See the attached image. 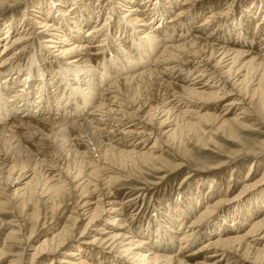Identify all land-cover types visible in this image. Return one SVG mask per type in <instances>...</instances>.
<instances>
[{
  "label": "bare ground",
  "instance_id": "bare-ground-1",
  "mask_svg": "<svg viewBox=\"0 0 264 264\" xmlns=\"http://www.w3.org/2000/svg\"><path fill=\"white\" fill-rule=\"evenodd\" d=\"M70 1L65 9L60 0L50 2L64 19L26 22L29 12L43 7L36 5L25 10L19 22L5 27L0 49V193L7 190L8 200L22 204L24 215L11 220L14 229L0 245V262L15 256L11 242L33 241V230L26 232L31 206L35 207L31 219L40 223L42 209L59 210L74 191L85 190L94 197L79 202L77 214L71 215L74 227L80 216L89 219L80 233L82 242L75 244L74 227L58 226L36 246L32 264L69 245L79 249L66 251L61 264H235L231 255L247 264H264V193L250 198L248 213L243 211L247 205L234 206L229 219L221 205L239 201L241 195L225 203L212 184L209 195L179 197L178 205L167 201L146 225L133 227L126 224L118 202L98 190H112L122 180V167L158 160L157 148L183 142L190 132L206 147L213 138L200 134L230 131L240 117L226 116L236 106L247 105V99L261 101L264 107V13L249 39L245 22L257 17L254 0L243 7L244 14L235 23L232 11L221 41L211 29L214 10L192 31L182 32L180 26L189 29L200 15L185 21L184 11L192 0H108L104 23L98 21L104 11L100 4ZM132 2L137 4L130 6ZM121 10L127 11L122 16L127 20L111 19ZM36 28H44L38 32L46 35L40 36L35 57L27 39ZM257 31L262 32L258 38ZM232 33L234 40L229 38ZM24 51L32 56L27 68L18 61ZM190 63L191 67L185 65ZM177 69L179 78L174 74ZM185 70L190 76L183 80ZM225 96L231 97L222 114L213 113ZM154 126L160 131L148 147L146 139L154 136ZM22 128L41 136L44 146L37 151L27 148L15 134ZM145 135L148 138L143 139ZM262 184L264 176L245 188L249 192ZM0 206L6 207L1 200ZM91 232L92 238L85 241ZM101 246L110 248L109 257L96 255ZM19 261L11 259L8 264Z\"/></svg>",
  "mask_w": 264,
  "mask_h": 264
},
{
  "label": "rangeland",
  "instance_id": "rangeland-1",
  "mask_svg": "<svg viewBox=\"0 0 264 264\" xmlns=\"http://www.w3.org/2000/svg\"><path fill=\"white\" fill-rule=\"evenodd\" d=\"M0 1V49L3 48L5 41L3 37L8 31V28H5L6 25L10 23V21L19 22L22 19L25 10H27L28 8H36V5H43V7H41V9L39 10L40 12L31 11L29 12L28 16L24 17L26 22L28 23H34L35 19L46 20L50 22L51 20H54V17L55 20L57 19V17L61 19L63 18L59 15V13L55 12L54 9H52L54 6H51L53 2H56L57 0ZM60 1L62 5L65 4V6L62 7L64 9L69 8L72 4V1L70 0ZM87 1L88 0H83V2ZM50 2H52L51 5ZM89 2L91 4L90 7H95L97 6V4H100L99 6H103L104 11H102L101 16L98 18V21L100 23H104L109 11L108 0H89ZM262 3H264L263 0H254L253 5H257L256 9L254 8L256 10L255 13L257 17H249L248 20L251 21L247 20V22H245V27H247L246 30L249 33L247 37H249V39L253 38L252 35L255 33L254 31L255 29H257L256 26L258 25L257 21H259L262 16H264L262 15V13H264V5ZM136 4L137 3L132 2L130 6H134ZM62 5H59V7H61ZM188 5L184 11L186 22L188 21V19L197 17L199 14L200 15L198 16V18H195V20H193L194 18L192 19L190 23L191 27L189 29L185 30L183 26H180L181 30L183 29L182 32L184 31L187 34L188 30L189 32L192 31V26H196V22L198 20L202 19L203 17H205V15H208L210 12H212V10H214L215 13L211 18L214 26L212 25L211 29H214L215 35L218 36L217 38H219L221 41H225L221 37L225 31V20L228 22L230 19L229 15L232 11H234L235 14L233 15V23L239 21V19L241 18L240 14L243 13V7L251 6V0H201V3L200 0H192L188 2ZM179 7L180 6H177V9ZM262 7L263 9L261 10ZM126 8L128 9V7ZM215 9H218L217 11L220 13L217 14L218 12L215 11ZM192 11L195 12L192 13ZM126 12V10H121L117 14V16L116 14L111 15V19L114 18L115 20L119 19V17L122 18V16H124ZM172 13H174V10L173 12L168 13L166 18H168ZM197 13L199 14L197 15ZM124 17H126V15ZM163 21L166 22V20ZM155 23L156 20L151 25H154ZM89 27L90 26L85 27L80 34L84 36L85 31ZM40 29L44 28H36L34 33H32L27 39V42L31 43V53L35 54L33 55L35 57L36 54L40 52L36 50V48H40V40H42L40 36L46 35L45 33L38 32ZM235 32H237V30ZM261 33L262 32L257 31V38L261 35ZM178 34L179 33H177V35ZM234 34L235 33H232L231 37H229L231 38V40H234V36H232ZM8 35H10V33H8ZM31 53L29 51H24L20 56L21 59L18 60L19 65L21 64V66L27 68L32 58ZM192 64L193 63L185 65L191 67ZM183 67L184 66H181V68ZM179 70L180 69H177V73H174L178 78L179 76H181V72H179ZM186 72L187 71L185 70L182 73L183 76L181 77V79L186 80L185 76H190L189 74H186ZM155 96H157V94ZM33 97H36V95H33ZM229 97L231 96H225L222 100L217 102L216 107L213 108V113L215 112L216 114H222L225 109L224 103L228 101ZM248 105H251L252 107L249 108ZM235 108L236 109H233L232 112L228 116H226L229 119L234 118L236 115H239L238 117H240L237 121L233 122L232 129L230 131L226 133L220 132L219 134L205 133V135H202V133L200 134L199 132V134L201 136H204V138L212 136L213 139L211 140V143L206 146L207 148L202 146L201 143L197 142V139L194 138L195 135L190 132L189 137L184 136V139H182L183 142H179L176 140L172 141L168 146H163L164 148L162 149L157 148V150L160 149V151L157 152V155L160 157L158 160L153 162H142L133 166L122 167L123 169L119 172L122 180L113 184L112 190H110L109 188L102 189L99 187V194L102 193L104 195L106 193V198L112 199L116 203L118 202L117 204H119V207H122L124 210L123 217L126 220V224L128 223L133 227H136L139 223L142 225H146V222L151 218V216L155 215L157 211L167 203V201H173V204L178 205L175 203V199L179 197H198L201 194H203L204 196L209 195L210 190H212L210 189V186L212 184L217 187L215 189L217 191V197L220 196L222 199L226 200L225 203H227L228 199L231 200L235 196L241 195L239 201L228 202V204L221 205L222 213H225L224 215H227V218H231L233 212L232 208L234 206H241L244 209L243 205H247L243 211L245 213H248L247 209L249 206L250 198L256 194L264 193V184H262L258 189L249 192H247L245 188L247 184L249 185L251 182H255L257 179L264 176V107H262L261 101L258 102L256 100L247 99V105L236 106ZM240 110H244L245 113L239 114ZM129 120L131 119H126V121ZM192 120L198 123L196 118H193ZM133 121L135 122L138 120ZM129 124H132V122ZM126 126L127 125L125 124L121 128H124ZM196 128L199 129L198 127ZM153 130L155 134L152 138H148L146 135L143 137V139L148 138L146 139V145L148 147L156 141V135H158V132L160 131V129L156 126L153 127ZM17 132L19 133L17 134ZM17 132H15L16 137L19 139V141L22 140V143L24 142L23 144H25L27 148L30 147L31 150L35 151L36 148L41 144H43L44 146L45 141L43 139L40 140L42 137L38 136V134L34 133V136V134L32 133L33 131H30L29 129L25 130V128H22ZM229 133H233L232 136H230ZM128 138H130V136ZM127 139H125V141ZM137 139H134L133 142ZM83 149L84 147L80 148V150ZM70 160L72 165L74 166V157L72 156ZM8 195L9 194L7 190H4L2 193H0V200L6 205V207L0 206V245H3L5 243L4 241H6L8 231L14 229V226H12L13 223L10 224L11 222H13L11 220L13 218H19L17 216L21 217L24 215L22 204L16 205L11 203L8 200ZM93 197V193L86 192L85 190L74 191L71 196H68L64 200L63 204L59 207V210H53L51 207L42 209V217L40 219V223H36L35 219L33 218L31 219L35 211V207L31 206V209L27 212V216L30 219L26 232L27 234H30V231L33 230V241L30 240L28 241L29 243H26L25 240H23L24 242H11L10 244L14 243V245L16 246H14V248L10 250V252L15 256H11L10 259L0 262V264H8L11 259L20 260L19 264H32L33 254L35 251L34 249L36 248V246H38L43 241V239H45V237L51 235L58 226H64L66 224L71 228L74 227L71 215L74 216V214H77L76 205L82 201L86 202ZM202 206L203 204H201V207ZM186 207L187 206L185 205L181 208L186 209ZM174 208L173 210H176ZM88 220L89 219L85 216H80L78 218L77 225H75V227L73 228L75 235V244L76 242H82L80 233L84 230V227ZM93 234L94 233L91 232L89 236H86L87 239H85V241H89V239L92 238ZM204 240L205 239H203V241ZM81 245L85 246L86 244L84 245V243H81ZM73 247H75V245H69L57 255L46 254L42 258H38L34 264H51L52 259L55 260L53 264H61L58 261L60 258L65 256L66 251L79 249V247ZM100 248L103 250H101L99 254H96L99 258L110 256V253H108V251L110 250L109 247L101 246ZM80 249H83V247H80ZM91 249L94 251L96 248L91 247ZM231 256L234 258L233 260L236 261L235 264H247L246 262L244 263L242 260L238 259V257L234 255ZM95 259L92 261V263L96 261Z\"/></svg>",
  "mask_w": 264,
  "mask_h": 264
}]
</instances>
